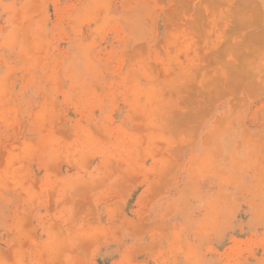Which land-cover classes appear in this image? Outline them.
I'll return each instance as SVG.
<instances>
[{"label": "rangeland", "instance_id": "1", "mask_svg": "<svg viewBox=\"0 0 264 264\" xmlns=\"http://www.w3.org/2000/svg\"><path fill=\"white\" fill-rule=\"evenodd\" d=\"M0 264H264V0H0Z\"/></svg>", "mask_w": 264, "mask_h": 264}]
</instances>
